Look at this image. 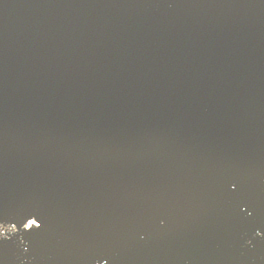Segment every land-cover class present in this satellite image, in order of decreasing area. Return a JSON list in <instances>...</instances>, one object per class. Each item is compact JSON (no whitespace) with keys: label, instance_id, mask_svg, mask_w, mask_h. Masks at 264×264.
I'll list each match as a JSON object with an SVG mask.
<instances>
[{"label":"water","instance_id":"water-1","mask_svg":"<svg viewBox=\"0 0 264 264\" xmlns=\"http://www.w3.org/2000/svg\"><path fill=\"white\" fill-rule=\"evenodd\" d=\"M0 224V264H264V0H0Z\"/></svg>","mask_w":264,"mask_h":264},{"label":"clouds","instance_id":"clouds-1","mask_svg":"<svg viewBox=\"0 0 264 264\" xmlns=\"http://www.w3.org/2000/svg\"><path fill=\"white\" fill-rule=\"evenodd\" d=\"M33 220H35V218H32L27 222L25 225L26 230L32 229L29 225ZM19 231H21V229L15 224H0V236H4L5 238H11V235L17 234Z\"/></svg>","mask_w":264,"mask_h":264}]
</instances>
